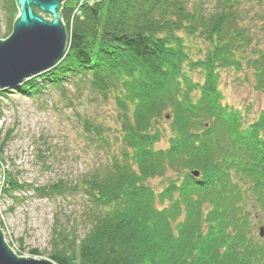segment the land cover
I'll list each match as a JSON object with an SVG mask.
<instances>
[{
	"label": "trees",
	"instance_id": "obj_1",
	"mask_svg": "<svg viewBox=\"0 0 264 264\" xmlns=\"http://www.w3.org/2000/svg\"><path fill=\"white\" fill-rule=\"evenodd\" d=\"M3 3L11 29L16 0ZM79 7L77 15L68 0L61 5L67 33L61 60L15 91L63 92L68 84L88 83L117 104L121 150L72 186L33 187L4 171L0 195L31 186L50 197L78 187L87 197L89 226L82 236L52 229L49 259L56 264H189L198 256L197 264H264V240L251 231L252 211L264 217V113L245 124L224 110L214 84L215 68L244 70L264 93V0H99ZM198 40L208 49L194 60L186 49ZM191 70L204 75L203 83L192 81ZM166 111L172 135L166 150L156 149ZM94 129V137L106 142ZM168 170L183 171L182 192L189 194L178 233L162 252L160 211L154 194L145 193L150 179ZM179 212L172 210L171 218ZM142 229L148 235L140 238Z\"/></svg>",
	"mask_w": 264,
	"mask_h": 264
},
{
	"label": "rangeland",
	"instance_id": "obj_2",
	"mask_svg": "<svg viewBox=\"0 0 264 264\" xmlns=\"http://www.w3.org/2000/svg\"><path fill=\"white\" fill-rule=\"evenodd\" d=\"M68 1L78 8V5L93 4L99 0ZM43 16L50 18L48 14ZM11 29L3 0H0V40L10 35ZM189 38L185 37V41ZM199 48L202 49L201 54ZM207 49V43L198 40L191 42L186 51L198 60L203 59ZM189 75L192 81L203 83L204 75L199 70H191ZM254 83V77L248 71L215 68L214 84L221 95V106L228 114L244 119L245 124L259 121V115L264 113V93L257 90ZM15 88H6L5 95L0 94V188L6 185L4 171L11 172L18 181L33 187L56 182L67 186L80 184L83 174L118 156L123 131L113 97L97 94L84 81L68 84L63 92L46 88L40 94L25 95L15 91ZM168 112L161 121L162 136L154 142L156 149L166 150L169 146L172 132ZM95 127L106 142L94 137ZM8 133L10 138L5 142L3 138ZM182 180L183 171L168 170L162 177L150 179L146 189L145 194H154L155 207L161 217L157 215L164 226L161 237L166 248H161L164 249L162 252L170 247L172 232L178 233L180 217L185 211L184 202L189 191L185 190L183 194ZM77 188L50 197L38 196L31 186L13 192L12 196L0 195V229L5 242L18 257L49 259V254L54 252L51 244L54 227L72 232L75 236L85 233L89 226L88 201ZM159 196L164 200L162 203ZM171 209L180 211L175 220L170 216ZM251 215L252 235L255 239L264 240L258 234L259 227L264 226V217L253 211ZM143 230H139L140 238L148 235V231ZM201 230L205 235L200 234L210 239L211 233H206L208 228L206 231L203 226ZM130 232L131 229H128L126 233ZM196 238L199 239V233ZM131 239L138 242L136 237ZM198 258H188L187 261L197 264ZM203 262L212 264L210 261Z\"/></svg>",
	"mask_w": 264,
	"mask_h": 264
},
{
	"label": "water",
	"instance_id": "obj_3",
	"mask_svg": "<svg viewBox=\"0 0 264 264\" xmlns=\"http://www.w3.org/2000/svg\"><path fill=\"white\" fill-rule=\"evenodd\" d=\"M65 0H16L18 15L10 35L0 40V89L15 88L43 73L64 55L67 33L61 18ZM44 14L50 16L44 18ZM1 174V173H0ZM194 177L198 170H192ZM264 236V228H259ZM0 264H56L49 259L18 257L7 245L0 229Z\"/></svg>",
	"mask_w": 264,
	"mask_h": 264
},
{
	"label": "built area",
	"instance_id": "obj_4",
	"mask_svg": "<svg viewBox=\"0 0 264 264\" xmlns=\"http://www.w3.org/2000/svg\"><path fill=\"white\" fill-rule=\"evenodd\" d=\"M82 5V4H81ZM81 5H78V8H76L75 9V12H76V14H78V15H80L81 14V11H80V7L79 6H81Z\"/></svg>",
	"mask_w": 264,
	"mask_h": 264
}]
</instances>
